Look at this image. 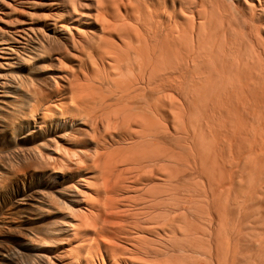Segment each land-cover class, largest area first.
I'll return each instance as SVG.
<instances>
[{"label":"bare ground","instance_id":"6f19581e","mask_svg":"<svg viewBox=\"0 0 264 264\" xmlns=\"http://www.w3.org/2000/svg\"><path fill=\"white\" fill-rule=\"evenodd\" d=\"M0 264H264V0H0Z\"/></svg>","mask_w":264,"mask_h":264}]
</instances>
